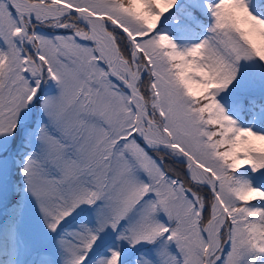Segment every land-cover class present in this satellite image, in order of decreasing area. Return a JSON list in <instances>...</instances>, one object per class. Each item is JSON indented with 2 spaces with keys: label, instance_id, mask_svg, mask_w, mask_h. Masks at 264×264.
Returning a JSON list of instances; mask_svg holds the SVG:
<instances>
[{
  "label": "snow or ice",
  "instance_id": "obj_1",
  "mask_svg": "<svg viewBox=\"0 0 264 264\" xmlns=\"http://www.w3.org/2000/svg\"><path fill=\"white\" fill-rule=\"evenodd\" d=\"M0 264H264V0H0Z\"/></svg>",
  "mask_w": 264,
  "mask_h": 264
}]
</instances>
